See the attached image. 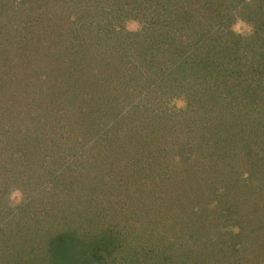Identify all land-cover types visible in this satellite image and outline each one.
Instances as JSON below:
<instances>
[{
    "label": "trees",
    "instance_id": "16d2710c",
    "mask_svg": "<svg viewBox=\"0 0 264 264\" xmlns=\"http://www.w3.org/2000/svg\"><path fill=\"white\" fill-rule=\"evenodd\" d=\"M26 1L0 0V56L35 69L0 103L19 99L27 125L45 96L47 117L23 141L1 133L0 174L35 176L58 227L7 235L0 264H264V0H94L107 1L94 13L93 0ZM82 201L106 204L112 226L73 212Z\"/></svg>",
    "mask_w": 264,
    "mask_h": 264
},
{
    "label": "rangeland",
    "instance_id": "374dc122",
    "mask_svg": "<svg viewBox=\"0 0 264 264\" xmlns=\"http://www.w3.org/2000/svg\"><path fill=\"white\" fill-rule=\"evenodd\" d=\"M18 1V0H17ZM68 3L70 4H76L78 3V0H67ZM68 3H66V6H68ZM92 3V0H91ZM93 3L95 4L91 7V11L90 13H94V11L96 12L97 8L99 4H97V2H95L93 0ZM107 4V1L104 2L102 5L99 6H104ZM37 3L34 2L33 0H28L25 2L24 5H22V8L24 10H29V9H36L34 7L36 6ZM100 8H108V7H100ZM37 10V9H36ZM35 11V10H34ZM235 11H233L232 13H234ZM236 16V13L234 14ZM112 17L110 16V14H108V12L105 14L102 9L97 11V20L99 22L102 21L103 17ZM92 17V14H91ZM136 25V27H130L131 24ZM240 23V27H239V31H234L233 30V26L237 25V23ZM33 23V22H32ZM31 23V24H32ZM117 28H120V32L122 33L123 36L125 37H129V34H132V32H135L139 29V24L137 21L132 20L131 17L129 18H125L122 21H120V24L116 26ZM232 30L241 36H247L249 34H251V29H252V23H249L245 20L236 18L231 26ZM29 30V29H28ZM120 33V34H121ZM50 43V42H49ZM20 64L14 63V62H10L7 61L6 62V57L5 55H1L0 56V92L5 88V87H9V92H13V95L18 96V92L15 91L16 88H13V86L17 87L18 86V75L23 76L26 75L25 72L22 71V69L26 70V69H30L31 71H34V67L32 68L33 64L30 65L28 62H19ZM20 66V70H18ZM7 85V86H6ZM13 85V86H12ZM6 90V94L9 95L7 93ZM12 90V91H11ZM55 94H50V100L52 101V106H55L56 102H58L59 100V94L57 92H54ZM62 93V92H61ZM2 96V101L3 99H5V96L0 94V97ZM15 98V96H14ZM18 98V97H17ZM8 99H10L8 97ZM33 102H30V105H28L27 108H32L34 107L36 110V112L31 116V119L28 120L27 125L24 124H18L15 123L13 120L17 119L19 117V108H15L17 106V103L19 104V99H15V101L13 102V99H11L10 101L8 100L7 102L4 103H0V108L3 109V113H5V117L6 119L4 121H0V135L1 133L3 134L4 138L1 139H5V136L9 133H11L10 131H13L14 135L16 137H20L23 141V137H27L28 134H30L31 132L33 133L35 128H43V125L41 123L42 120H44V114H46L45 112H42L41 108H39V106L45 107V104L47 102V99L45 96L41 97V99L37 98V97H33ZM50 101V102H51ZM31 106V107H30ZM169 106L171 108H176V109H181L184 108H177V106L171 102V104H169ZM14 107L13 109V113H11V108ZM23 107V106H22ZM26 108V106H25ZM17 109V110H16ZM24 109V107H23ZM22 109V110H23ZM40 111V112H39ZM12 114V115H11ZM45 117H47V114L45 115ZM52 120V118H50ZM53 121V120H52ZM7 126H4L6 125ZM153 127V126H152ZM57 128L60 129L61 126H59V121L57 124ZM8 132H5V131ZM57 131V130H55ZM134 130H132L131 132H133ZM39 132V131H38ZM136 133V131H135ZM159 133L156 132L154 133V140L157 139L158 141H160L159 139ZM13 141V140H12ZM80 142V141H78ZM20 145H23V142L20 143ZM30 147V146H29ZM140 149H143V151H141ZM128 148V149H124L125 151H127L130 155L132 153H136L139 154L141 156H143L144 154V159H146V155L147 152L149 151L148 149L150 148ZM171 149H175L173 147H169L168 151ZM232 153L231 152H227V156H231ZM212 159H214L212 157ZM238 172L236 173V179L239 178L240 176H244L245 175V167L240 166L238 164ZM213 170V169H210ZM232 170V169H231ZM3 172H5V174L7 175H1L0 177H4L3 181L0 180V219L3 217H5V220H9L8 221V229L7 226L2 228L1 234H0V241L1 240H6V243H8L7 241V235H15L17 237H21L23 236V234H25V237H28V234L26 233L27 231H31L30 229L33 228V226L36 224V219H39V222H50L51 224V228L53 226H56L57 223L55 221L50 220L49 216H50V212L53 214V211H56L55 209L52 208V206L50 207V211L47 212L46 208H43L42 205V199H39V196L36 195L37 193H39V189L36 192V187L38 186V181L37 178H35V176H33L34 178L29 177L28 178V174L27 173H23L16 171V170H10V171H4V168H2L1 173L3 174ZM10 174H14V176H9ZM227 175V173H226ZM38 177V176H36ZM17 180V181H16ZM263 187V186H260ZM15 191H19V193L21 194L20 197H18V199H20V203L19 204H15L14 201L10 200V194L15 192ZM90 197V196H89ZM39 199V200H38ZM94 203V202H93ZM92 204H86V202H80L77 204L76 208L72 209L73 212H77L78 215H81L82 219L87 218V220L89 221L90 218H95V219H99L100 224L98 225L99 229H103L106 228L108 225L112 226L110 220H109V214L105 213L106 209H107V205L104 203H101L99 205V207L97 206V208L95 206H93ZM95 209V210H94ZM96 210H99L100 213L99 215H97ZM71 211H69L70 213ZM101 215V217H100ZM12 218V219H11ZM116 220V218H114ZM124 220V219H123ZM118 223V225L123 226L124 222H119L116 221ZM58 227V225H57ZM119 227V226H118ZM55 229V228H54ZM61 229V228H60ZM119 228L114 229V232L117 231ZM47 233H49L50 231L46 230ZM97 232V231H94ZM21 235V236H20ZM50 235H54L52 233H50ZM3 237V238H2ZM32 242H35L34 239H29ZM32 245H29V247H36L38 245L31 243ZM40 247V246H39ZM5 261V260H4ZM8 261V260H7ZM6 262V261H5ZM1 264H4L3 261H1ZM8 264H11V262H8Z\"/></svg>",
    "mask_w": 264,
    "mask_h": 264
},
{
    "label": "clouds",
    "instance_id": "9594fccd",
    "mask_svg": "<svg viewBox=\"0 0 264 264\" xmlns=\"http://www.w3.org/2000/svg\"><path fill=\"white\" fill-rule=\"evenodd\" d=\"M130 27H136L134 22H133V24L130 25ZM239 27H240V23L238 22L237 25L233 26V30L238 32L239 31ZM173 103L177 106V108H181V107L184 106V101L183 100H174ZM20 195L21 194L19 193V191H15V192L10 194V200L14 201L15 204H19L21 202L20 199H18V197H20Z\"/></svg>",
    "mask_w": 264,
    "mask_h": 264
}]
</instances>
